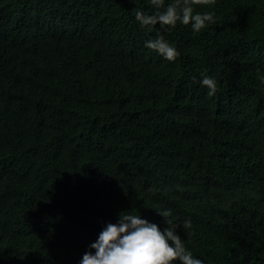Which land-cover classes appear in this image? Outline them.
I'll return each mask as SVG.
<instances>
[{"label": "trees", "instance_id": "obj_1", "mask_svg": "<svg viewBox=\"0 0 264 264\" xmlns=\"http://www.w3.org/2000/svg\"><path fill=\"white\" fill-rule=\"evenodd\" d=\"M141 7L0 0V264H79L118 213L167 226L163 204L205 264H264L257 242L233 247L254 234L242 209L264 205V0L196 4L216 18L200 32L141 27ZM158 33L175 60L145 46ZM250 125L254 155L234 140Z\"/></svg>", "mask_w": 264, "mask_h": 264}, {"label": "clouds", "instance_id": "obj_2", "mask_svg": "<svg viewBox=\"0 0 264 264\" xmlns=\"http://www.w3.org/2000/svg\"><path fill=\"white\" fill-rule=\"evenodd\" d=\"M148 3L152 6V11L144 10L142 7L135 11V19L141 27L158 23L161 27H175L177 22H180L190 24L194 32H200L216 19L214 11L210 9L196 11L194 8L196 4L214 5L215 0H171L169 3L165 0H148ZM145 46L155 50L169 61L175 60L180 55L179 49L159 33L154 39L146 40ZM199 82L206 87L209 96L216 93L217 81L214 76L201 73ZM249 129L251 134L246 138L234 137V140L240 144L241 148H247L254 155L258 147L255 142L260 140L257 138L254 126L250 125ZM262 143H264L263 133ZM262 184L254 183L255 186H260L264 190ZM172 192L178 201V196L174 191ZM250 192L257 194L250 188L246 195L251 194ZM162 207L165 209L162 210ZM241 212L244 221L240 225L238 222L237 224L243 230L252 231L253 229L254 232L252 239L244 238L240 242L242 244L240 247L233 246L242 254L246 251L250 253V246L254 242H257L259 248L264 247V240L254 239L256 234L264 235V205L251 203ZM158 216L167 226L161 227L139 213L134 214L128 211H124L123 214L118 213L115 222L103 223L96 238L87 246L89 250L82 253L79 264H205L203 259L185 247L180 234L176 231L178 224L175 222H179L180 217L172 213L169 204H163L158 208ZM182 223L187 226L191 221L186 218ZM249 261L250 258L243 260L245 264Z\"/></svg>", "mask_w": 264, "mask_h": 264}]
</instances>
